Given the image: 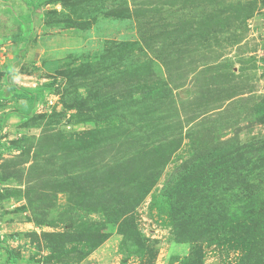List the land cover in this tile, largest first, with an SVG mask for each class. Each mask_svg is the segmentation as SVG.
Segmentation results:
<instances>
[{
    "label": "rangeland",
    "instance_id": "obj_1",
    "mask_svg": "<svg viewBox=\"0 0 264 264\" xmlns=\"http://www.w3.org/2000/svg\"><path fill=\"white\" fill-rule=\"evenodd\" d=\"M263 172L264 0H0V264H256Z\"/></svg>",
    "mask_w": 264,
    "mask_h": 264
},
{
    "label": "trees",
    "instance_id": "obj_2",
    "mask_svg": "<svg viewBox=\"0 0 264 264\" xmlns=\"http://www.w3.org/2000/svg\"><path fill=\"white\" fill-rule=\"evenodd\" d=\"M15 98L17 99H22L24 101H26V104L29 105L31 103H33L34 101V97L33 95L30 94V92L26 89L24 90H20V91H14V93L12 94ZM242 169H238V171H241ZM232 173L228 172V176L231 175ZM235 173H233L234 175ZM237 175V174H236ZM261 175H264L261 173ZM152 182H149L147 184L144 185L143 187V193H141L139 198H142L144 196V194L148 191L149 186H151ZM228 188H230V186L228 185ZM70 191V193L72 192V189H68ZM122 233V232H121ZM47 236H51V237H59L61 238V240L66 236L65 234L62 233H48ZM94 236L97 237H101V235H99L98 233H94ZM264 245V244H263ZM256 252L253 251H249V256H254L255 260H256V264H264V247L261 249H255Z\"/></svg>",
    "mask_w": 264,
    "mask_h": 264
}]
</instances>
